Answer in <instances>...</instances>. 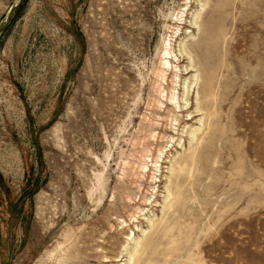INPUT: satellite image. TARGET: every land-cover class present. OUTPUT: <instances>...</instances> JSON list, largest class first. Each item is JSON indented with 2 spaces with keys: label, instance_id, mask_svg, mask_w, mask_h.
Returning a JSON list of instances; mask_svg holds the SVG:
<instances>
[{
  "label": "rangeland",
  "instance_id": "obj_1",
  "mask_svg": "<svg viewBox=\"0 0 264 264\" xmlns=\"http://www.w3.org/2000/svg\"><path fill=\"white\" fill-rule=\"evenodd\" d=\"M209 25L189 141L175 55ZM129 253L264 264V0H24L0 34V264Z\"/></svg>",
  "mask_w": 264,
  "mask_h": 264
},
{
  "label": "bare ground",
  "instance_id": "obj_2",
  "mask_svg": "<svg viewBox=\"0 0 264 264\" xmlns=\"http://www.w3.org/2000/svg\"><path fill=\"white\" fill-rule=\"evenodd\" d=\"M191 23L193 25H198L199 30L203 25L207 24L206 22H204V20L203 22L199 23L193 17H191V19H189L188 21V24ZM180 24H181L180 22L176 21V25H180ZM214 31H215L214 26L209 25V29L207 30L208 34L206 37L203 36L196 42L190 41L186 46L182 43L184 42L182 38L177 45L178 49L176 51L177 54L175 55V57L177 58L178 61L177 67L179 68V71L178 73H174V75L178 76V78L181 79L179 84H181L182 86L181 88L182 91L179 100L180 101L183 100L184 102L181 103L178 102L179 100H177V104L179 105L178 108H183L185 103L188 102V96L190 92L196 91V93L200 96V101L197 105L194 106V108L193 106H191V108L189 106L188 108L185 107L186 109L178 111L184 114V116L186 117L185 119L186 121L196 120V122L199 123L198 128H194L193 125H189V127H187L188 130L187 132L186 131L185 132L187 133V138L189 141L195 138L196 132L202 126L201 122L204 116H208V115L211 116L213 114L212 109L216 107V102H214L215 100L212 99V101H210L211 99H209V96L212 97L215 95V90H214L215 88L212 87V77L210 75L212 68H210L209 66V61H212L211 56L210 53L208 52V48H205L199 52L197 47L200 40L205 43H208V41L213 40ZM217 50L216 52H218ZM191 53L193 54V56L191 55ZM170 100L172 101V99ZM133 256L134 253L133 254L129 253L127 258L128 264H132Z\"/></svg>",
  "mask_w": 264,
  "mask_h": 264
},
{
  "label": "water",
  "instance_id": "obj_3",
  "mask_svg": "<svg viewBox=\"0 0 264 264\" xmlns=\"http://www.w3.org/2000/svg\"><path fill=\"white\" fill-rule=\"evenodd\" d=\"M23 2L24 0H16L13 4L9 6L3 20L0 22V34L6 28V26L10 23L14 14L19 9V7L22 5Z\"/></svg>",
  "mask_w": 264,
  "mask_h": 264
},
{
  "label": "trees",
  "instance_id": "obj_4",
  "mask_svg": "<svg viewBox=\"0 0 264 264\" xmlns=\"http://www.w3.org/2000/svg\"><path fill=\"white\" fill-rule=\"evenodd\" d=\"M17 12V11H16ZM16 14V13H15Z\"/></svg>",
  "mask_w": 264,
  "mask_h": 264
}]
</instances>
